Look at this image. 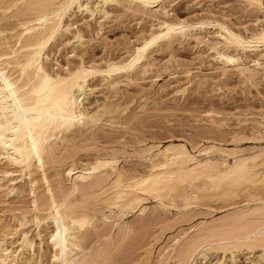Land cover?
I'll list each match as a JSON object with an SVG mask.
<instances>
[{
  "label": "bare ground",
  "instance_id": "bare-ground-1",
  "mask_svg": "<svg viewBox=\"0 0 264 264\" xmlns=\"http://www.w3.org/2000/svg\"><path fill=\"white\" fill-rule=\"evenodd\" d=\"M91 1L0 0V192H4L6 184H3L1 174L11 173L3 170V165L20 168L28 175L34 195L35 214L32 220L37 226L36 234L32 236L28 229L19 228L28 223L26 216L18 219L17 226L0 222V264H33L38 250L39 258H42L43 231L48 234L49 264H93L94 257L100 252L94 254L93 250L87 249L88 231L97 224V212L102 206L110 209L109 215L101 213L104 225L109 219L118 217L115 226L126 240L133 233L134 226L124 222L123 216L135 210L141 215L149 212V206L144 203L147 196L157 199L158 207L165 210L168 204L178 202L176 199L188 207L193 202L198 204L213 197H218L219 201L229 200V203L230 199L241 194L246 197L247 193L250 197H247L249 200L244 207L225 216V219L221 217V222L212 224L203 220L191 228L194 232L192 235L189 231H183L175 236L172 244H166L158 251L156 264H168L170 260L176 264H195L197 255L204 259L212 249L221 250L224 254H234L242 249L250 252L259 249L260 259L264 260L263 146L258 151L241 154L230 162L226 158L230 152L216 144L191 148L185 143H171L164 147L155 144L140 148L148 159V166L145 163L148 169L139 174L121 167L114 149L112 153L104 151L106 154L93 155L94 160L88 163L70 160L63 171L67 181H70L66 189L54 190L48 175L53 165L58 164L60 159L65 160V156L60 158V154L68 150V143L79 136L81 139L97 125L103 112L114 107L106 101L96 105L84 102L93 93L94 87L90 82L94 77L100 76L107 87L115 88L123 79L132 80L140 71L149 68L153 53L167 48L176 40L188 38L208 43V48L216 54L215 59L223 65L222 72L231 66L250 80L260 75L259 72L264 71V0H241L246 6L262 13L257 18L258 27L249 32L248 29L235 30L218 19L200 17L197 21H191L171 16L169 7L175 0H94L103 6L101 10L105 15H109L105 9L107 5L126 3L129 8H136L144 15L153 13L155 23L120 61H108L101 66L87 63L80 55L77 64L67 65L66 69L62 67L64 71L55 70L48 65L52 58L49 47L59 37L69 35V32L73 33L68 42L71 43L73 39L74 44L84 45V32L81 28L71 31L72 23L67 24L66 21L77 9L79 12H90L93 7ZM211 25L216 27L210 34H215L214 38L207 37V32L206 35L201 34L206 31V26ZM186 90L181 92L185 93ZM71 146L69 149H72ZM137 153L139 156L140 153ZM35 171L39 172V177L34 175ZM39 180L45 183V197L36 193ZM16 190L18 185L12 183L7 194ZM13 209L10 208L11 211ZM155 212L156 207L152 214L155 215ZM44 224L47 226L44 227ZM11 238L12 241H9ZM37 238L40 239L39 243L36 242ZM218 262L223 264L222 260Z\"/></svg>",
  "mask_w": 264,
  "mask_h": 264
},
{
  "label": "rangeland",
  "instance_id": "rangeland-1",
  "mask_svg": "<svg viewBox=\"0 0 264 264\" xmlns=\"http://www.w3.org/2000/svg\"><path fill=\"white\" fill-rule=\"evenodd\" d=\"M93 2L96 1H91L93 12H91L92 10L79 12L77 9L75 14L73 13L66 21L67 24L72 23L71 31L81 28L80 30L85 34L84 45L74 44L73 39L71 43L68 42L73 33L69 32V35L67 33L65 36L59 37V40L53 42V46L49 47V54L52 58L50 57L48 65L54 67L55 70L64 71L67 65L77 64L80 61V55L85 58L87 63H96L101 66H105L108 61H120L122 58H126L127 50L138 43L141 37L151 30V25L155 23L153 13L144 15L136 8H129L126 3L125 5H107L105 9L109 15H105L101 10L103 6L98 2L96 4ZM171 4L169 7L171 16L191 21L201 18L218 19L235 30L245 31L248 29V32L258 27L257 18L262 15L255 8L246 6L241 0H175ZM94 6L98 8L93 9ZM213 30H216V27L206 26V31H202L201 34L209 33L207 37L214 38L215 34L210 35L214 32ZM75 47L78 48L74 51ZM208 47L210 48L208 43H199L194 38L176 40L167 48L165 47L166 49L162 48L153 53L149 68L140 71L132 80L124 81L125 79H123L115 88L107 87L100 76L94 77V80L90 82L91 87H94L93 93L84 102L86 104L91 102L92 105L105 103V101L109 102L108 104L111 102L116 111L111 105L114 110L108 109L103 112L97 125L88 131L89 133L86 132L88 135L84 134L83 139H80L81 136H79L78 139L75 138V141L72 140L74 142L68 143L67 148L71 152L64 150L66 153L62 152L60 158L65 156L63 157L65 160L60 159V162L53 165L48 171L54 190L66 189L70 185V181H67V177L63 174L66 164L70 160L88 163L94 160V156L97 154L112 153L114 149L113 152L117 155L119 165L133 174H139L148 169V159L140 148L155 144L164 147L171 143H185L190 148L216 144L223 149L226 148L228 153L230 152V155L226 154V158H229L230 162H233L234 158L241 154L258 151L260 147H264V71L259 72L260 75L251 80L239 74L231 66L228 67L229 69L227 68L226 72H222L223 65L215 59L216 54ZM183 89H187L185 93L181 92ZM106 117L107 119L110 117V119L107 120ZM105 124L106 126H104ZM101 127L103 128L100 129ZM96 132L98 135L95 134ZM71 145H76V148ZM70 146L72 149H69ZM135 151L140 153L139 156ZM88 159L89 161H87ZM2 167L3 170L11 173L1 174L2 182L6 184L4 192H0L2 200H0V211L3 210L0 212V222H9L13 226H17L18 219L26 216L28 223L19 228L28 229L33 236L36 234L37 226L32 220L35 214L32 202L34 195L31 193L29 176L21 172L20 168L7 165ZM34 175L39 177V172L35 171ZM9 177L15 180L10 182ZM26 180L28 184L25 182ZM39 181L36 193L43 196L46 186L42 180ZM12 183L18 185V190L7 194L8 187ZM57 193L59 192L57 191ZM242 195L230 199L229 203L227 202L229 200L220 198L224 201L222 202L217 200L218 197H213L204 199L198 204L193 202L188 207H185L183 201L176 199L178 202L167 203L166 211L158 207L157 199L147 196L144 203L149 206V212L141 215L135 210L123 216L124 222H129L134 226V234L132 233L126 240L122 238L120 230L115 226L118 217L109 219L104 225L101 213L109 215L110 209L102 206V212L100 208L97 212V224L88 231L87 249L93 250L94 254L100 252L97 257H94L93 264H141L145 261L149 262L144 264H156L158 251L166 244H172L171 240L175 236L183 231H189L192 235L193 227L203 220L207 223L217 224L227 216L234 214L237 209H242L250 197L248 193L246 197ZM30 199L31 201H29ZM182 204L184 205L181 206ZM252 206L254 205L252 204ZM29 207L30 211L26 209ZM154 207H156L155 215L152 214ZM10 208L15 209L11 211ZM8 209L10 211H7ZM44 214L43 212L42 215ZM46 226L44 224V227ZM140 226L143 228L141 229ZM42 236H44V254L42 258H39L38 250L33 264L50 263V250L46 244L47 231H43ZM9 241H12V238ZM36 242L39 243L40 239L37 238ZM102 251H104L102 253L104 255L101 254ZM260 253L259 249L253 252L242 249L235 251L234 254L231 252L224 254L221 250L212 249L207 252V257L204 259L197 255L195 264H219V260H222L223 264H264V260L260 259ZM148 257L151 258L146 260ZM47 258L49 259L47 260ZM43 259L44 261H42ZM168 264L176 263L170 260Z\"/></svg>",
  "mask_w": 264,
  "mask_h": 264
}]
</instances>
